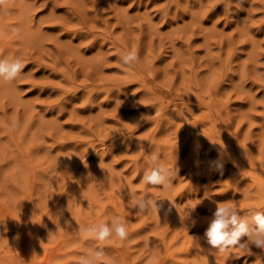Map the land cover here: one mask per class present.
Masks as SVG:
<instances>
[{
    "label": "rangeland",
    "instance_id": "1",
    "mask_svg": "<svg viewBox=\"0 0 264 264\" xmlns=\"http://www.w3.org/2000/svg\"><path fill=\"white\" fill-rule=\"evenodd\" d=\"M16 57L23 73L0 81V264L96 248L101 264H253L205 232L211 201L264 211V0H8L0 59ZM152 153L168 189L142 182ZM138 197L158 213L138 215ZM113 217L126 241L83 231Z\"/></svg>",
    "mask_w": 264,
    "mask_h": 264
},
{
    "label": "clouds",
    "instance_id": "2",
    "mask_svg": "<svg viewBox=\"0 0 264 264\" xmlns=\"http://www.w3.org/2000/svg\"><path fill=\"white\" fill-rule=\"evenodd\" d=\"M7 2L8 0H0V7L5 6ZM119 59L123 65L131 67L138 57L136 52L129 51L120 55ZM25 67L26 65L19 57L0 59V81H16ZM220 145L223 149V143H220ZM140 150H142V147ZM151 161L152 166L144 172L142 182L146 185L162 186V189L171 187L173 171L160 162L156 153L151 154ZM215 167L219 170L222 169L223 165L217 161ZM211 202L215 203L216 207L208 221V228L205 232L206 242L210 246L209 250L225 253L230 249L239 247L255 255L253 264H264V211H254L249 216L227 206L226 203ZM134 208L137 210L138 215L148 214L152 211L158 213L159 210L156 201L150 197H138ZM188 221L195 223L191 220L190 214ZM83 231L99 242L107 241L113 235L122 242L128 238L127 227L119 217H113L110 224L90 225L85 227ZM245 237L246 240L243 239ZM252 249H257L259 252L252 253ZM104 257L103 248L90 249L79 257L78 264H101Z\"/></svg>",
    "mask_w": 264,
    "mask_h": 264
},
{
    "label": "bare ground",
    "instance_id": "3",
    "mask_svg": "<svg viewBox=\"0 0 264 264\" xmlns=\"http://www.w3.org/2000/svg\"><path fill=\"white\" fill-rule=\"evenodd\" d=\"M83 35V34H82ZM185 112V111H184ZM188 115V114H187ZM187 115H186V117H187ZM188 118V117H187ZM233 157V156H232ZM81 158V157H80Z\"/></svg>",
    "mask_w": 264,
    "mask_h": 264
}]
</instances>
